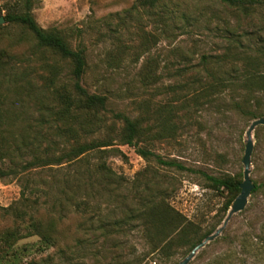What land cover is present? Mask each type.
<instances>
[{
  "label": "rangeland",
  "instance_id": "obj_1",
  "mask_svg": "<svg viewBox=\"0 0 264 264\" xmlns=\"http://www.w3.org/2000/svg\"><path fill=\"white\" fill-rule=\"evenodd\" d=\"M22 2L0 0V16L20 11ZM134 2L34 0L36 22L84 50L82 86L106 97L107 109L98 117L75 115L70 106L57 121L59 129L47 107L64 103L51 99L47 85L73 97L71 61L38 47L22 25L5 19L0 24V47L15 56L14 71L25 72L14 81L9 66L0 69L1 106L10 109L11 142L20 146L19 155L0 164L16 171L0 177V232L24 218L19 228L26 233L30 214L45 223L54 220L49 244L37 234L10 239V247L0 240V264H177L189 253L186 247L169 258L150 254L137 220H125L141 209L138 194L147 195L145 186L197 223L201 233L222 225L226 194L206 187L201 172L243 179L245 132L264 117V90L246 80L240 59L246 47L227 45L232 38L244 45L264 40V7L245 14L226 0H162L151 9L135 8ZM203 55L209 56L207 66ZM208 71L228 79L226 86L205 89ZM115 112L141 120L145 131L138 147L186 169L147 161L134 146L118 144L122 122ZM96 139L113 144L73 163L24 168L34 154H60L76 141ZM253 141L250 178L259 189L188 264L217 257L222 264H264V249L251 246L253 237L264 235V125L255 127Z\"/></svg>",
  "mask_w": 264,
  "mask_h": 264
},
{
  "label": "trees",
  "instance_id": "obj_2",
  "mask_svg": "<svg viewBox=\"0 0 264 264\" xmlns=\"http://www.w3.org/2000/svg\"><path fill=\"white\" fill-rule=\"evenodd\" d=\"M161 1L162 0H135L133 7L151 9ZM226 1L233 9L244 12L245 14H251L255 9L264 7V0ZM33 6L34 0H23L22 9L17 12L7 13L4 15V19L7 22L25 27L32 34L36 45L41 49L58 54L63 59H68L72 63L71 72L74 78L73 88L75 93L73 97L69 95L63 97L56 87L50 89L47 85V90L51 99L59 100L64 103L62 107H58L56 110H53V107L50 105L47 107L53 114L52 120L53 122H56L54 125L55 128H60L57 121L63 118L65 113L70 112V106H73V110L76 111L75 115L86 114L88 117H98L100 110L107 109L106 97L105 95L90 93L81 84L82 75L85 73L86 66L84 50L82 48L73 49L63 35L56 29L42 28L36 22L32 14ZM232 45L236 47H246V51L243 53V56L240 57V59H244V71L247 72L246 80L256 84L259 89L264 90V40L249 42L244 45V41L241 39L232 38L231 41H229L227 48L228 46L230 48ZM208 57L209 56L207 55L202 56V61L205 66L208 65ZM225 58V56L223 59L221 58V61H224ZM216 61L219 63V59ZM16 62L15 56L9 50L0 47V69L2 70L9 66L11 69V75H9L8 78L14 81L20 79L21 74H25L24 71L19 73L14 71V65L18 64ZM207 75L211 77V80H208L205 83V89L219 86L225 87L228 83V79H221L220 77L215 78L210 71L207 72ZM6 78L7 75H4L3 79L6 80ZM1 96L2 95L0 94V164L7 159L13 160V155H19L20 151V146L12 144L11 142L13 131L8 124H11L12 116L10 115V109H8V107L3 108L1 106L3 104ZM113 117L122 122L120 129L116 133L118 144L134 146L137 153L147 161L152 157L158 164L175 167L179 170L186 169V167L176 160H165L159 155L137 146L145 131L141 124V120L138 117H131L122 112L113 113ZM253 118H255V116H253ZM3 124H5V126ZM24 138L25 136L22 135L21 140L23 141ZM111 144H113L111 139L76 141L60 154H34L32 160L28 161L24 168H27L28 166L51 167L54 164L73 163L79 160L84 154L93 150H102L100 148L110 146ZM102 167L107 170L104 165H102ZM12 172L14 173L16 171H14V169L6 170L0 167V177L8 176ZM201 175L205 180L206 187L216 192H225L226 197L221 209L225 216L226 212L229 210L231 202L240 191L239 183L242 181L241 174L231 175L229 173H221L213 175L202 171ZM110 176L111 174L107 170V172L104 173V177L109 178ZM254 184L255 187L252 192H256L260 187L258 183L254 182ZM144 190L147 191V195L140 196V193L138 194L141 199V209H133L130 211L125 220H137V227L142 231L144 238L150 245V254L159 253V255L165 258H169L177 249L184 247L190 252L191 249L201 242L207 235L213 233L218 225L216 224L201 233L197 223L187 220L182 213L174 209L162 196L155 199L152 194L153 192H151L152 188L145 186ZM28 220L29 224L25 226L28 230L26 233H21L20 231L19 226L22 223H25L24 218H21V221L17 222V226L13 229H5L0 232V240L4 241L7 247H10V239L15 241L18 238L37 234L43 242L47 244L53 242L52 232L54 231V220L48 219V222L45 223L39 216L33 214L28 216ZM251 241H253L251 246L256 250L264 249V235H257L253 237ZM244 248L245 245H243V249ZM226 255L228 256L227 253L223 256ZM220 260L221 257H217L209 264H222Z\"/></svg>",
  "mask_w": 264,
  "mask_h": 264
},
{
  "label": "water",
  "instance_id": "obj_3",
  "mask_svg": "<svg viewBox=\"0 0 264 264\" xmlns=\"http://www.w3.org/2000/svg\"><path fill=\"white\" fill-rule=\"evenodd\" d=\"M4 22V18L0 16V24ZM259 125H264V117H259L254 119L248 129L245 132V140H244V154L242 156V164H243V179L239 183L240 191L238 195L233 199L230 204L229 210L227 212L226 217L224 218L222 225L219 226L213 233L207 235L201 242L195 245L191 251L183 257L177 264H188L191 259L195 256L197 251L205 246L206 243L215 239L224 229L230 217L237 212L242 211L247 202L248 198L251 195L252 190L255 187L254 182L250 178L251 171V154L254 149V141H253V131L255 127Z\"/></svg>",
  "mask_w": 264,
  "mask_h": 264
}]
</instances>
